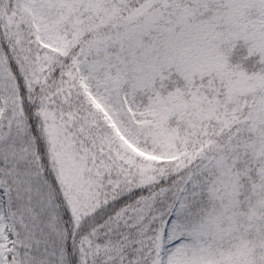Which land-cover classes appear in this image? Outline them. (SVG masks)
<instances>
[{
  "label": "snow or ice",
  "instance_id": "snow-or-ice-1",
  "mask_svg": "<svg viewBox=\"0 0 264 264\" xmlns=\"http://www.w3.org/2000/svg\"><path fill=\"white\" fill-rule=\"evenodd\" d=\"M0 264H264V0H0Z\"/></svg>",
  "mask_w": 264,
  "mask_h": 264
},
{
  "label": "rangeland",
  "instance_id": "rangeland-1",
  "mask_svg": "<svg viewBox=\"0 0 264 264\" xmlns=\"http://www.w3.org/2000/svg\"><path fill=\"white\" fill-rule=\"evenodd\" d=\"M249 66H250V64H249Z\"/></svg>",
  "mask_w": 264,
  "mask_h": 264
}]
</instances>
